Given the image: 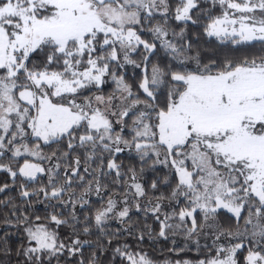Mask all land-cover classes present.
Listing matches in <instances>:
<instances>
[{
  "label": "snow or ice",
  "instance_id": "1",
  "mask_svg": "<svg viewBox=\"0 0 264 264\" xmlns=\"http://www.w3.org/2000/svg\"><path fill=\"white\" fill-rule=\"evenodd\" d=\"M0 264H264V0H0Z\"/></svg>",
  "mask_w": 264,
  "mask_h": 264
}]
</instances>
